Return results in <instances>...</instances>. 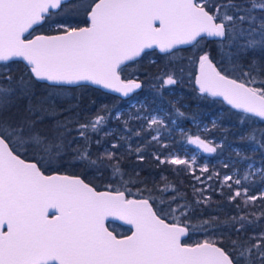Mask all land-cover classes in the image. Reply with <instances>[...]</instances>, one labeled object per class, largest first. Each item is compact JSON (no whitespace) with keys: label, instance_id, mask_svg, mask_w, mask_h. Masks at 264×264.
<instances>
[{"label":"snow or ice","instance_id":"obj_1","mask_svg":"<svg viewBox=\"0 0 264 264\" xmlns=\"http://www.w3.org/2000/svg\"><path fill=\"white\" fill-rule=\"evenodd\" d=\"M157 50L165 61L157 73L122 77ZM185 83L243 114L232 141L215 119L221 143L182 132L204 153H229L223 177L206 164L197 175L196 156L165 143L170 125L189 118L165 93ZM89 85L129 100L147 85L148 96L135 111L105 104L83 120L65 116L79 108L57 106L65 86ZM255 118L264 122V0H0V264H264V188L250 194L264 186V127ZM153 144L158 165H183L204 186H193L191 201L166 177L148 187L123 167L132 155L143 162ZM77 166L92 179L69 172ZM214 178L239 212L195 219L210 206ZM136 184L145 187L132 193ZM110 218L130 234L110 231ZM194 231L207 238L187 243Z\"/></svg>","mask_w":264,"mask_h":264},{"label":"trees","instance_id":"obj_2","mask_svg":"<svg viewBox=\"0 0 264 264\" xmlns=\"http://www.w3.org/2000/svg\"><path fill=\"white\" fill-rule=\"evenodd\" d=\"M214 52L215 49L213 48ZM182 56L187 57L190 55L189 51H185L181 53ZM219 59V57H217ZM23 67L22 64H13L12 68L14 71H18ZM159 71V70H158ZM192 71L195 72V68H192ZM36 91L38 95H46L47 94V85L46 83H39L36 85ZM188 92H195L194 86H190L188 83H185L178 87V98H179V104L182 105V110L185 111L187 109L184 99H186V94ZM211 100L213 103V113L212 115H205L204 111H206L207 107L205 106L206 100ZM77 101L79 102V108L75 109L71 113H64L65 116L67 115H75V112L78 111L80 114L81 120H83L86 116L95 113L96 110L101 105H108L111 107L113 104L117 105V109L121 112H129V111H135L132 107H128L129 102L119 98L115 97L113 95H110L109 93L94 87L92 85H89L87 87H77V86H65V96L63 100H57L56 104L59 108H66L69 106V104H76ZM117 101L119 103L117 104ZM198 117L203 121L210 122L211 116H218V123L219 125H222L223 129H227L226 138L228 141H232L235 139V133H236V125L238 124V116L243 115L242 113H239L237 110L231 109L229 105H227L223 100L219 98H212L209 97L207 99L198 98ZM204 104V106H203ZM179 106V105H178ZM128 108L127 110H125ZM127 118V117H125ZM257 121V124L260 127H264V122H260L258 118H255ZM211 124V122H210ZM136 124H133V127H136ZM108 127L112 131H118V122L113 120L109 121ZM209 136L216 137L217 139H221L224 141L225 139V133L222 130H212V126L209 128ZM75 134V133H74ZM112 138H109V141H111ZM134 142L138 143L139 139L133 137ZM171 150V149H169ZM93 151L95 152V147L93 148ZM124 149H121V152H123ZM154 151H158V147L153 144L152 147L148 148L145 152V160L143 162H139L136 160L135 156H129L123 161V167L129 171L132 172L135 170L136 172H139L140 179L145 180L148 187H153V184H163V181L161 180V177H166L168 183L170 185H174L176 188L179 189L181 194H186L187 199L191 201L193 199V186L196 187H204L203 185L198 184L194 179L191 173L186 172L184 170L183 166H178V170L176 166L173 165H158V163L153 159L152 153ZM224 155L229 153L227 151L223 152ZM258 156V154H256ZM211 158H219L221 157V154L217 155H210ZM215 169L219 170L220 175L223 173L229 171L230 169H226L222 167L221 165H215ZM214 168V167H213ZM214 170V169H211ZM63 171V170H62ZM69 172H75L76 174H82L86 180L92 179V173L87 172L85 173L82 168L79 166L69 169ZM198 172V170H197ZM107 175V174H106ZM207 175V174H204ZM95 183L100 186L99 189H103V185L107 183V181H101L100 179H96ZM208 184L212 185V188L215 189L213 191L212 189H209V191L206 193L207 195H210L212 197V200L210 202V206L207 207H200L196 210V217L195 219L199 218H207L209 216H219L221 218H224L226 216H233L237 215L239 210L235 206L236 202L229 203L227 196H228V189L225 188L223 190V195L220 193V185L219 181L216 179H213L211 181L207 182ZM131 188L132 193L137 192V188L143 189L145 187L144 184H136V185H129ZM264 186H258L253 190L250 194L258 195L261 188ZM169 193L168 195H170ZM147 195V193H145ZM129 197H138L135 195H129ZM260 201H257V204H260ZM259 208H249L246 209L248 212L252 211H259ZM108 226L115 231L117 235H126L130 233V227L126 225H122L117 222H109ZM207 238L206 235L203 232L200 231H194L190 233L189 237L185 238L186 242L189 244L196 243L198 241H202L203 239Z\"/></svg>","mask_w":264,"mask_h":264},{"label":"flooded vegetation","instance_id":"obj_3","mask_svg":"<svg viewBox=\"0 0 264 264\" xmlns=\"http://www.w3.org/2000/svg\"><path fill=\"white\" fill-rule=\"evenodd\" d=\"M155 60L156 63L152 64L150 61ZM165 61L162 59V57L160 56V54L158 53V50L156 52L155 55H150V56H145L143 57L139 63L137 64H133L130 62L129 67L126 69V71L124 73H122V77L123 78H128L130 75L132 74H136L139 75L141 80H146L147 77L154 75L155 73L158 72V70H160L161 68H163ZM95 87V86H94ZM98 88V87H97ZM101 89V88H99ZM103 90V89H101ZM105 91V90H103ZM107 93H109L110 95H113L115 97H119V94L116 93H112L110 91H105ZM133 98L131 100H129V98H122L126 101H132V100H140V99H145L148 96V89H147V85L145 86L144 89L139 90L137 93L132 94ZM165 96L168 100H177L178 99V87L175 91V95L172 96H168L167 93H165ZM186 99H184L185 105L187 107V109H185V112L188 114L189 118L188 119H183V118H177V125H178V120L181 123V126L185 129V132H187V134L189 135H196V134H203L202 138H209L211 136H209V129L207 131L204 130H199V125L195 124V122H193L190 117L192 115H196L198 117V96L196 92H188L186 94ZM221 99V98H219ZM213 99L210 100H206L207 103H205V106L207 107L206 111H204L205 115H212L213 113V103L212 101ZM222 100V99H221ZM204 106V104H203ZM203 122H207V121H203ZM166 137V136H165ZM213 137V136H212ZM168 141V139L165 140V142ZM185 142L186 145L185 147L187 149H199L197 148L196 145H192V144H188L186 139L183 138V136H181L180 139H178V131H176V138H175V143L174 145H171L170 149H181V145L182 143ZM178 170V166L176 167Z\"/></svg>","mask_w":264,"mask_h":264},{"label":"rangeland","instance_id":"obj_4","mask_svg":"<svg viewBox=\"0 0 264 264\" xmlns=\"http://www.w3.org/2000/svg\"><path fill=\"white\" fill-rule=\"evenodd\" d=\"M140 100H143V99H140ZM136 102L137 101H135V100L129 101V104H128L129 106L128 107H131V104L132 103H136ZM127 109L128 108H126L125 110H127ZM214 119L218 120V116H214V115L211 116L210 117V122L212 120H214ZM210 122H202V120L199 117H197V119L195 121V124L199 125V130H204L205 131L206 129L208 130L210 128V126H212L210 124ZM170 128H171L170 138L165 143H168L170 145H174L175 138H176V131H178V139H180L181 136H183L182 132H185V129L181 126V123L179 122V120H178V125H177V123L175 125H170ZM164 135L166 137H168L169 133L165 132ZM207 139L208 140H212L214 143L223 142L221 139H217L216 137H212V136L207 138ZM185 145H186V143L183 142L182 145H181V149H178V151H177V149H171V150L179 153L182 156V158H188V157H191L192 155H195L196 158H197V170H198L199 166H202V165L206 164L210 171H218L219 172V170L215 169V167H216L215 165H221L223 167L225 162H228L230 164L232 163L233 158L232 157H228L227 156L228 154L224 155L223 152L221 153L219 150H218L217 153H215L213 155L221 154V157H219V158H217V157L216 158H211V156H208V155L204 154L201 150H199V149H187L185 147ZM179 166H183V165H179ZM211 169H214V170H211ZM229 171H227V172H229ZM227 172H225V173H227ZM225 173H223L221 175V177H223V175ZM196 174L199 175L200 174L199 171L196 172Z\"/></svg>","mask_w":264,"mask_h":264},{"label":"water","instance_id":"obj_5","mask_svg":"<svg viewBox=\"0 0 264 264\" xmlns=\"http://www.w3.org/2000/svg\"><path fill=\"white\" fill-rule=\"evenodd\" d=\"M95 87H97V86H95ZM103 90H105V91H108V90H106V89H103ZM222 99V98H221ZM199 150H201V149H199ZM202 151V150H201ZM203 152V151H202ZM204 153V152H203ZM204 154H206V155H208V156H210V155H212V154H207V153H204ZM50 174V173H49ZM98 190H104V189H98ZM129 198H139V197H129ZM109 222H117V223H120V224H122V225H126V226H128V227H130L131 228V226L130 225H127V224H125L123 221H121V220H115V219H109V221H107L106 222V225L108 226V223ZM109 227V226H108ZM109 230L110 231H113L110 227H109ZM114 234H116L115 233V231H114ZM130 234V233H129ZM126 235H128V234H126ZM119 236V235H118Z\"/></svg>","mask_w":264,"mask_h":264}]
</instances>
